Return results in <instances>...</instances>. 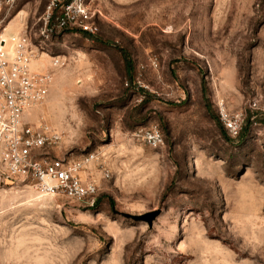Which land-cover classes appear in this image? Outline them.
<instances>
[{
    "label": "rangeland",
    "instance_id": "1",
    "mask_svg": "<svg viewBox=\"0 0 264 264\" xmlns=\"http://www.w3.org/2000/svg\"><path fill=\"white\" fill-rule=\"evenodd\" d=\"M87 1L95 34L43 41L49 0L1 17L46 52L53 84L34 115L63 134L55 153L97 151L111 177L92 171L94 209L0 177V264H264V0ZM220 104L244 114L238 133ZM151 122L158 148L136 135Z\"/></svg>",
    "mask_w": 264,
    "mask_h": 264
},
{
    "label": "built area",
    "instance_id": "2",
    "mask_svg": "<svg viewBox=\"0 0 264 264\" xmlns=\"http://www.w3.org/2000/svg\"><path fill=\"white\" fill-rule=\"evenodd\" d=\"M18 1L0 0V177L30 184L39 197L60 196L80 207L94 209L100 185L92 171L109 178L111 170L97 151L84 153L80 158L56 154L63 134L35 117V110L50 93L53 72L40 62V55L46 52L41 43H34L27 28L9 31V24L1 17L3 9L9 14ZM97 14L100 11L92 9L87 0H49L41 17L39 36L44 41L63 30L95 34ZM62 64L58 56L49 63L52 67ZM151 64L158 67V58L153 57ZM220 115L231 133L236 134L243 127V113L229 114L220 104ZM136 135L153 148L165 143L157 122L141 126Z\"/></svg>",
    "mask_w": 264,
    "mask_h": 264
},
{
    "label": "water",
    "instance_id": "3",
    "mask_svg": "<svg viewBox=\"0 0 264 264\" xmlns=\"http://www.w3.org/2000/svg\"><path fill=\"white\" fill-rule=\"evenodd\" d=\"M156 214H157L156 212H152L147 215H130V214H124V215L128 218H132L135 220H148L149 223H151Z\"/></svg>",
    "mask_w": 264,
    "mask_h": 264
},
{
    "label": "bare ground",
    "instance_id": "4",
    "mask_svg": "<svg viewBox=\"0 0 264 264\" xmlns=\"http://www.w3.org/2000/svg\"><path fill=\"white\" fill-rule=\"evenodd\" d=\"M9 31H11V30H9Z\"/></svg>",
    "mask_w": 264,
    "mask_h": 264
},
{
    "label": "trees",
    "instance_id": "5",
    "mask_svg": "<svg viewBox=\"0 0 264 264\" xmlns=\"http://www.w3.org/2000/svg\"><path fill=\"white\" fill-rule=\"evenodd\" d=\"M130 63V62H129ZM131 64V63H130Z\"/></svg>",
    "mask_w": 264,
    "mask_h": 264
}]
</instances>
